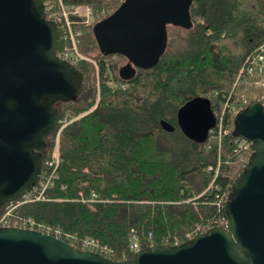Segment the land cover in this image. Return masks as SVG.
Wrapping results in <instances>:
<instances>
[{
    "label": "trees",
    "instance_id": "16d2710c",
    "mask_svg": "<svg viewBox=\"0 0 264 264\" xmlns=\"http://www.w3.org/2000/svg\"><path fill=\"white\" fill-rule=\"evenodd\" d=\"M64 2L108 9L106 18L122 5L119 0ZM76 18L75 29L82 34L77 47L85 57L76 65L84 75L83 90L77 100L58 104L60 163L46 199L25 203L18 213L81 239L94 238L111 248L109 258L117 262L135 254L132 231L142 248L151 242L177 246L211 222L228 221L217 205L244 170L236 152L231 92L241 81L247 82L244 88L258 84L248 59L264 47V0L195 1L192 27L169 25L158 65L137 69L129 81L119 76L127 58L105 54L94 33L97 23L86 26ZM64 47L62 38L59 56ZM209 93L215 94L213 109L219 104L228 108L223 130L216 127L206 143H198L181 131L178 113ZM163 120L174 132L162 128ZM58 131L46 139L44 162L55 154Z\"/></svg>",
    "mask_w": 264,
    "mask_h": 264
},
{
    "label": "water",
    "instance_id": "95a60500",
    "mask_svg": "<svg viewBox=\"0 0 264 264\" xmlns=\"http://www.w3.org/2000/svg\"><path fill=\"white\" fill-rule=\"evenodd\" d=\"M199 0H125L94 26L105 54L122 55L121 79L158 65L169 25L190 29ZM61 31L43 0H0V210L29 194L41 178L46 139L61 123L58 104L81 95L84 75L58 55ZM181 131L206 143L217 126L211 101L198 97L178 113ZM168 132L175 128L161 121ZM234 137L255 149L234 181L225 213L228 229L214 227L182 245H154L117 262L53 236L0 229V264H264V106L251 102L234 118Z\"/></svg>",
    "mask_w": 264,
    "mask_h": 264
},
{
    "label": "built area",
    "instance_id": "2783aa9c",
    "mask_svg": "<svg viewBox=\"0 0 264 264\" xmlns=\"http://www.w3.org/2000/svg\"><path fill=\"white\" fill-rule=\"evenodd\" d=\"M44 9L47 15V18L53 22L56 23V25L59 27L61 31V39L63 38L64 41V50L62 52V56H60L61 59L69 62L72 65H77L81 61L85 60V57H83L77 47V37L81 36V32L77 31L75 29L76 21H74L73 16H77L80 19H83L84 23L88 25L89 18L93 17V10L88 7H76L67 5L64 0H45L44 3ZM75 10V13H71ZM250 67H249V73L256 74L257 77H259L258 84L261 87H264V47L261 49L259 53L252 54L250 59ZM252 75V74H251ZM257 83V82H256ZM246 101V100H244ZM263 106H264V93L261 95L259 99H257ZM239 103L231 104L230 110H232V114L236 116L238 112L245 109L244 107L248 104H243L241 106H238ZM228 108L226 105L224 107L223 113L218 116L217 118V126L219 127V130L222 131V120L223 115L225 113V110ZM62 123V122H61ZM63 127L60 128L58 131V136L60 135ZM216 128H214L210 134L209 138L215 133ZM229 131H226L227 134ZM236 143H238V148L236 149V152H239V162L241 164V167H244L248 164L250 158L253 155V144L251 142L245 141L241 138H236ZM60 163V156L59 152L55 151V154L52 156L51 159H48L44 163L43 172L41 174V178L39 182L36 184V186L33 188V190L25 195L23 198L9 203L6 205L3 209L0 210V229L1 228H19V229H25L30 231H36L40 233H44L50 236H53L57 239H61L63 241H66L70 245H72L75 248H78L82 251H89L96 254H99L101 256H104L106 258H109L111 255V248L99 242L98 240L86 237V238H78L73 235H69L66 233H63L61 229L54 228L52 226H49L45 223L38 222L35 218L31 216H24L18 213V209L25 203H32L37 201H44L46 199L45 192L50 187L51 181L56 176V171ZM221 166V161H218V167ZM216 169V170H217ZM213 170L212 167H209L208 172H211ZM216 173H218L216 171ZM216 189H219L216 186ZM210 190V188L208 189ZM229 197V193H222V196L220 197V201L218 202L219 209H225L227 200ZM214 227H224L228 229V221L224 218L219 219L218 221L211 222L205 227L198 229L195 233H189L187 235V239L191 240L194 237H196L199 234L206 233L208 230L214 228ZM177 245V244H176ZM154 246V244L151 242L150 246ZM143 249L140 246V241L138 237L134 234V231H132L131 236V243H130V250L133 253H136ZM110 259V258H109Z\"/></svg>",
    "mask_w": 264,
    "mask_h": 264
},
{
    "label": "rangeland",
    "instance_id": "374dc122",
    "mask_svg": "<svg viewBox=\"0 0 264 264\" xmlns=\"http://www.w3.org/2000/svg\"><path fill=\"white\" fill-rule=\"evenodd\" d=\"M119 1L123 3L125 0H119ZM110 12L111 11L108 10V9H106V10L104 9V10H101V11L100 10L93 9V13H94L93 14V17L89 18V20H88V23L89 24L86 25V26L95 25L96 23H98L101 20L105 19L110 14ZM71 13L72 14L75 13V10L73 12H71ZM73 17H74V19H77L76 18L77 16H73ZM75 21L78 22V20H75ZM127 63H128V61H126L125 63L122 62L120 64V68L123 67V66H125ZM251 74L254 75V77H256V74H254V73H251ZM238 83L239 84L237 85V88L235 86L234 87V90H233V93L231 92V94H233L234 99H235L234 102L239 103L238 106H241L243 104H248L249 105L251 103L250 102L251 99H252V101L257 100L264 93L263 87H261L257 83H255L254 87H245V88H244L243 85L246 84L247 82H244L243 81V83H242V81H241V82H238ZM240 85H242V86H240ZM245 91L248 92L249 97L246 96ZM206 97L208 99H210V101H213V102L216 101L215 94H213V93L212 94L211 93L207 94ZM244 100H246V101H244ZM58 109L60 111V106H58ZM223 110H224V106H222L221 104H219V106L217 107L216 110L213 109V111H214V113H215V115H216L217 118H218V116H220L223 113ZM68 120H70V112L69 111L67 113H65V120L63 121L64 125H66L68 123L67 122ZM60 125H61V123L59 124V126ZM58 129L59 128H57L56 130L58 131ZM55 150H56V152L58 151L60 153L59 136L58 135L56 137V145H55L54 152H55Z\"/></svg>",
    "mask_w": 264,
    "mask_h": 264
},
{
    "label": "flooded vegetation",
    "instance_id": "af4514ba",
    "mask_svg": "<svg viewBox=\"0 0 264 264\" xmlns=\"http://www.w3.org/2000/svg\"><path fill=\"white\" fill-rule=\"evenodd\" d=\"M254 101H257V100H254ZM252 102H253V101H252ZM247 106H248V105H247ZM247 106H246V107H247ZM246 107H245V108H246Z\"/></svg>",
    "mask_w": 264,
    "mask_h": 264
},
{
    "label": "bare ground",
    "instance_id": "6f19581e",
    "mask_svg": "<svg viewBox=\"0 0 264 264\" xmlns=\"http://www.w3.org/2000/svg\"><path fill=\"white\" fill-rule=\"evenodd\" d=\"M249 67V66H248ZM246 71V69H244Z\"/></svg>",
    "mask_w": 264,
    "mask_h": 264
}]
</instances>
